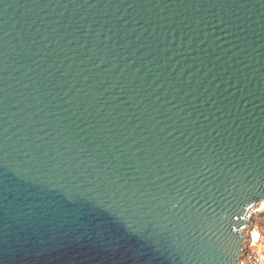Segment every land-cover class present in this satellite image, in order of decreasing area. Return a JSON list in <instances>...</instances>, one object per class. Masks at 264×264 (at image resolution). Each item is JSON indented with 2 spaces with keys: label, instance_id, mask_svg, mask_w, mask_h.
I'll use <instances>...</instances> for the list:
<instances>
[{
  "label": "water",
  "instance_id": "95a60500",
  "mask_svg": "<svg viewBox=\"0 0 264 264\" xmlns=\"http://www.w3.org/2000/svg\"><path fill=\"white\" fill-rule=\"evenodd\" d=\"M264 198V0H0V264H238Z\"/></svg>",
  "mask_w": 264,
  "mask_h": 264
},
{
  "label": "built area",
  "instance_id": "2783aa9c",
  "mask_svg": "<svg viewBox=\"0 0 264 264\" xmlns=\"http://www.w3.org/2000/svg\"><path fill=\"white\" fill-rule=\"evenodd\" d=\"M245 241L238 264H264V198L246 213Z\"/></svg>",
  "mask_w": 264,
  "mask_h": 264
}]
</instances>
